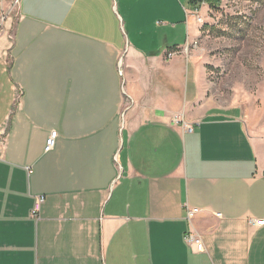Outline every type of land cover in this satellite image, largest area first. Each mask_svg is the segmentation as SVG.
Returning a JSON list of instances; mask_svg holds the SVG:
<instances>
[{
	"label": "crops",
	"instance_id": "crops-1",
	"mask_svg": "<svg viewBox=\"0 0 264 264\" xmlns=\"http://www.w3.org/2000/svg\"><path fill=\"white\" fill-rule=\"evenodd\" d=\"M14 2L0 0V264H264V111L204 86L189 45L209 3Z\"/></svg>",
	"mask_w": 264,
	"mask_h": 264
},
{
	"label": "rangeland",
	"instance_id": "rangeland-1",
	"mask_svg": "<svg viewBox=\"0 0 264 264\" xmlns=\"http://www.w3.org/2000/svg\"><path fill=\"white\" fill-rule=\"evenodd\" d=\"M211 1L202 11L205 20L198 22L189 54L202 65L204 86L219 103H243L247 109L262 112L264 0Z\"/></svg>",
	"mask_w": 264,
	"mask_h": 264
},
{
	"label": "built area",
	"instance_id": "built-area-1",
	"mask_svg": "<svg viewBox=\"0 0 264 264\" xmlns=\"http://www.w3.org/2000/svg\"><path fill=\"white\" fill-rule=\"evenodd\" d=\"M18 5V0H15L14 2V5L12 7V10ZM201 6H195V9L193 11V15L194 17L196 18L197 21L199 20H204L203 16L201 15ZM1 15H2V22L0 23V36H1V33L5 27V23H6V20H7V14L4 15L2 13V11H0ZM4 25V26H3ZM172 121L175 122V123H182L186 129L188 131H193L194 130V123H189L185 120V117H184V113L180 112V113H177L175 114L173 117H172ZM3 135L2 131L0 130V136ZM57 136H58V132L56 130H53L50 134V136L48 137L47 139V144H46V151H49V150H52L55 145H56V139H57ZM45 199V196L44 195H40L38 196L37 200H36V205H35V209H34V214H37L39 213L40 211V208H41V205L43 203ZM194 212H196V209H191L189 211L190 215L193 214ZM257 223L259 225H262L264 224V219H261V220H258ZM187 240H189L190 242H194L197 244L198 246V249L199 250H203L204 249V243L202 241V239L199 237V235L195 234V233H189L187 236H186Z\"/></svg>",
	"mask_w": 264,
	"mask_h": 264
},
{
	"label": "trees",
	"instance_id": "trees-1",
	"mask_svg": "<svg viewBox=\"0 0 264 264\" xmlns=\"http://www.w3.org/2000/svg\"><path fill=\"white\" fill-rule=\"evenodd\" d=\"M202 1H204V0H191V3H200V2H202ZM206 2H208V3H210V2H213V1H211V0H205Z\"/></svg>",
	"mask_w": 264,
	"mask_h": 264
},
{
	"label": "bare ground",
	"instance_id": "bare-ground-1",
	"mask_svg": "<svg viewBox=\"0 0 264 264\" xmlns=\"http://www.w3.org/2000/svg\"><path fill=\"white\" fill-rule=\"evenodd\" d=\"M198 22H201V23H203V22H204V20H199Z\"/></svg>",
	"mask_w": 264,
	"mask_h": 264
}]
</instances>
